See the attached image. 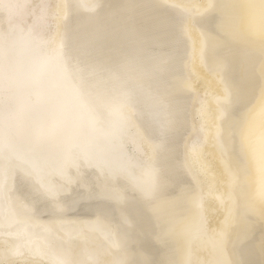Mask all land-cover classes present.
Instances as JSON below:
<instances>
[{"label": "bare ground", "instance_id": "6f19581e", "mask_svg": "<svg viewBox=\"0 0 264 264\" xmlns=\"http://www.w3.org/2000/svg\"><path fill=\"white\" fill-rule=\"evenodd\" d=\"M93 1L0 0V127L49 144L0 134V264H264V0ZM65 64L161 97L169 149L148 108L142 126L108 114L129 97L96 84L44 103L69 92Z\"/></svg>", "mask_w": 264, "mask_h": 264}, {"label": "water", "instance_id": "95a60500", "mask_svg": "<svg viewBox=\"0 0 264 264\" xmlns=\"http://www.w3.org/2000/svg\"><path fill=\"white\" fill-rule=\"evenodd\" d=\"M95 4L97 3V0L93 1ZM96 6V5H95ZM101 6V5H100ZM63 44L61 45V50ZM64 51V50H62ZM64 55L68 56V58L70 57L69 54L63 52ZM23 57L29 61V63H32L33 59H29L30 57V53L26 51H24L22 53ZM63 54L59 53V55H57V57L52 58V63H53V68L55 69L56 67L60 66V61H62L63 58L67 59L68 62V58L66 56H64ZM66 62V63H67ZM33 64V63H32ZM70 65V64H69ZM26 66V65H25ZM71 67V66H70ZM24 70V69H22ZM19 69V71H22ZM27 71H30L27 67L26 69ZM51 72L54 71L53 69L50 70ZM54 74V73H53ZM60 76H62V78H65L66 80L71 81V85L70 86H66L69 89V92H59L58 94L54 95L51 93L50 89L44 90L42 92H40V98L43 100L44 103H48V102H63L66 103L68 101H71L73 103H75L76 105L79 104H83L84 101L89 100L90 95H88L82 88L83 83H86L87 86H91L92 84H96L97 85V89L102 90L100 91V95H104V93H110L111 97L109 98L110 101H115L116 98H122L124 99L125 96H128L129 99L126 100V103H129L130 105H109V112L106 111L108 114H114V113H121L123 112V116H125V114L128 112L126 110L127 108H133L134 110V116L136 119V125L138 126H142L140 115L143 112V108L146 107L150 110V112H152L154 120L158 126V129L161 131L162 135H163V139H162V144L158 147V153H161L160 155H162L163 153H165L170 146V142L171 139L173 137V133H172V125H171V121L167 112V103L165 101H163V99L161 97H159L157 94L147 90L146 88H142V87H136L134 86V84H132L129 81L120 83V82H115V83H109L106 81V79H102V78H95L92 82H87L86 79H88L87 74L80 68V67H75V69L69 70L68 68H66V64L63 67V71H61L60 73H58ZM70 74H73L70 76ZM83 78V79H82ZM13 83L14 84H18V82H15L13 79ZM152 89V88H151ZM104 92V93H103ZM16 102H18L16 100ZM23 107V108H30V107H25L22 105H6L5 109L6 111L10 112V111H14V110H19V107ZM1 112V109H0ZM167 117V119L165 120V118ZM117 120V119H116ZM111 121V120H110ZM4 127H0V134H2V136L8 134V135H12V137L15 136V139L17 141L14 142H20L22 143L23 149L27 150V147L30 146L33 147V149H39L41 148V145H44L45 147H48L49 144H43L42 140H35V141H31L29 142L27 140H25V137H22V135L19 134V131L17 130V126H14L13 131L10 129H3ZM6 128V127H5ZM3 129V130H2ZM119 133L120 130L118 129ZM15 133V134H14ZM160 133V132H159ZM120 135V134H119ZM161 135V134H160ZM161 135V137H162ZM43 152L46 154V152H48L49 150H44L42 149ZM58 157L56 158H50V157H45V158H41V162L42 164H49L52 163V159L57 162L58 166L61 167V158L62 155L65 154V152H57ZM47 155V154H46ZM48 156V155H47ZM32 160L29 159V161ZM35 160H38L35 158ZM2 174V173H1ZM123 175H125L124 173H122ZM113 177H109V180H111L112 182H118V184H120V181L118 179V177L115 175V173H112ZM126 176V175H125ZM2 177V176H1ZM119 177H121L119 175ZM155 178V175H151L149 177H147L142 183H141V188L143 190L147 189V188H151L152 186V181ZM5 178H3V180H1L0 182V194L2 195V197L4 198V194H3V189L5 188ZM147 196L150 199H155L156 196H160V195H153V193H146ZM51 195V194H50ZM129 198V197H128ZM5 200V199H4ZM118 200H120L121 202H128L127 198H120L118 197ZM14 206V205H13ZM15 209H17V206H14ZM67 207V205H66ZM66 207H63L62 210L66 209ZM2 208V203L0 202V209ZM5 218H3L2 215H0V221L4 220ZM14 222V221H12ZM94 234H96V232H92ZM27 235L29 236V232H27ZM64 236L65 238H67L68 236L63 233V232H58V233H54V236ZM103 235H100V237ZM105 237L108 238L107 235H104ZM36 241V240H34ZM106 245V242L104 243ZM40 245H42L43 247H45L46 249H50L51 245L53 244V241L51 239H48L45 244L44 243H40ZM86 258L90 257L88 255H83Z\"/></svg>", "mask_w": 264, "mask_h": 264}, {"label": "rangeland", "instance_id": "374dc122", "mask_svg": "<svg viewBox=\"0 0 264 264\" xmlns=\"http://www.w3.org/2000/svg\"><path fill=\"white\" fill-rule=\"evenodd\" d=\"M202 97H204L203 92L198 91L197 95L194 98L193 105H198L199 104V99L202 98ZM191 136H193V135H191Z\"/></svg>", "mask_w": 264, "mask_h": 264}]
</instances>
